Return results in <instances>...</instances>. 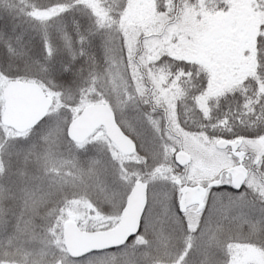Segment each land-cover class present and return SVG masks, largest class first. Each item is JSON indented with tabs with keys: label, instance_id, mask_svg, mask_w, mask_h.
<instances>
[{
	"label": "snow or ice",
	"instance_id": "obj_1",
	"mask_svg": "<svg viewBox=\"0 0 264 264\" xmlns=\"http://www.w3.org/2000/svg\"><path fill=\"white\" fill-rule=\"evenodd\" d=\"M0 264H264V0H0Z\"/></svg>",
	"mask_w": 264,
	"mask_h": 264
}]
</instances>
